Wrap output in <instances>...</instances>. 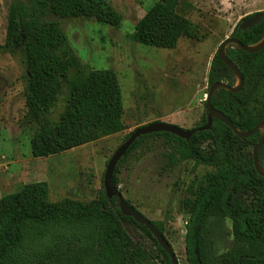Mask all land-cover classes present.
Instances as JSON below:
<instances>
[{
  "label": "trees",
  "instance_id": "1",
  "mask_svg": "<svg viewBox=\"0 0 264 264\" xmlns=\"http://www.w3.org/2000/svg\"><path fill=\"white\" fill-rule=\"evenodd\" d=\"M183 3L156 0L137 22L133 39L149 46L176 48L181 38L196 37L198 26L180 12ZM185 4L194 8L190 2ZM49 14L94 18L114 27L123 20L122 14L104 0H16L10 5L5 48L22 52L27 64V116L39 125L31 139L36 158L68 151L125 129L122 88L116 72L90 69L85 74L61 24L46 19ZM239 24L230 37L245 45L264 39V19L244 30ZM226 54L239 67L244 85L237 92L217 88L212 105L241 132H249L264 122V47L249 52L232 43ZM216 82L231 87L238 83L236 73L218 51L208 72L209 89ZM64 83L69 92L65 111L56 122L43 121L58 101ZM207 121L206 112L203 124L192 129ZM159 134L173 143V163L194 160L212 168L196 183L194 198L186 202L188 264H264V175L253 160V149L264 140V129L244 137L213 117L212 129L197 131L190 140L169 132L142 135L120 162L141 141ZM257 159L264 171V144ZM113 183L119 187L116 174ZM212 216L232 221L234 245L219 256L213 253L210 242L208 221ZM152 223L165 236L163 228ZM127 224L146 232L164 254L166 264H172L150 230L122 214L118 197L106 196L104 184L97 198L83 202L70 198L53 201L47 181L28 182L19 191L0 198V264H146L150 254L134 240Z\"/></svg>",
  "mask_w": 264,
  "mask_h": 264
},
{
  "label": "rangeland",
  "instance_id": "2",
  "mask_svg": "<svg viewBox=\"0 0 264 264\" xmlns=\"http://www.w3.org/2000/svg\"><path fill=\"white\" fill-rule=\"evenodd\" d=\"M15 1L0 0V172H4L0 174V182L4 183L0 196L17 192L28 182L47 181L53 201L70 198L89 202L97 198L109 160L125 136L137 127L153 122L184 129L202 125L214 54L246 16L264 11V0H183L180 12L198 26V33L196 37L181 38L176 48L149 46L133 39L137 22L156 0H104L122 14L118 27L94 18L49 14L46 19L61 24L85 74L90 69L116 72L122 88L125 129L68 151L36 158L32 155L31 139L39 125L27 116V64L22 52L5 48L9 8ZM68 99L64 83L58 101L45 113L43 121H58ZM173 151L168 136L152 135L119 161L115 174L123 196L163 228L179 264H188L186 202L194 198L196 183L212 168L194 160L173 163ZM5 173H9V179L5 180ZM127 228L149 252L146 264L167 263L146 232L133 224H127ZM208 228L215 255L232 248L230 218L212 216Z\"/></svg>",
  "mask_w": 264,
  "mask_h": 264
},
{
  "label": "water",
  "instance_id": "3",
  "mask_svg": "<svg viewBox=\"0 0 264 264\" xmlns=\"http://www.w3.org/2000/svg\"><path fill=\"white\" fill-rule=\"evenodd\" d=\"M264 19V11L258 12L255 14H251L247 17H245L239 24V29L244 30L251 28L255 25H257L259 22H261ZM237 44L242 49L254 52L264 47V39L255 45H245L243 44L239 39L230 37L228 40H226L218 50L219 57L236 73L238 77V83L235 87H231L228 84L224 82H216L214 83L207 94L206 98V109L208 114V121L206 125L195 128V129H184L182 127H179L175 124L171 123H165V122H153L149 123L140 127H137L134 129L129 137L120 145V147L115 151L114 155L109 160L105 173H104V190L106 193V196L108 198L118 197L119 199V207L123 215L133 217L134 220L142 225H145L150 232L153 234V236L157 239L159 244L162 246V248L169 254L171 263L172 264H179V260L175 254V251L173 247L170 245L169 241L166 239V237L155 227V225L152 223L151 220H149L145 215H143L140 211L129 205L119 190L118 187H116L113 183V176L116 171L117 164L121 160V158L128 152V150L131 148V146L134 144V142L142 135L151 134V133H157V132H169L172 133L180 138L190 140L191 136L201 130H210L212 129L213 124V117H216L226 124H228L234 131L244 137L250 136L254 134L257 130L262 129V126H264V122L260 123L258 126H256L254 129H252L249 132H241L231 121L230 118H228L226 115H224L222 112L216 110L212 105V96L215 92V90L219 87H224L225 89L231 91V92H237L241 90V88L244 85V77L241 73L239 67L235 62L230 60L226 54V48L229 44ZM264 144V140L260 141L257 145H255L253 149V160L256 165V168L259 170V172L264 175V171L260 168L258 159H257V152L261 148V146Z\"/></svg>",
  "mask_w": 264,
  "mask_h": 264
},
{
  "label": "crops",
  "instance_id": "4",
  "mask_svg": "<svg viewBox=\"0 0 264 264\" xmlns=\"http://www.w3.org/2000/svg\"><path fill=\"white\" fill-rule=\"evenodd\" d=\"M1 173H4L3 170H1L0 174H1ZM4 175H5V180H6V179H9V173H8V174L5 173ZM10 176H11V175H10ZM0 187H4V183H3V182H0ZM0 193H1V191H0ZM2 196H3V195H2ZM2 196H0V198H1Z\"/></svg>",
  "mask_w": 264,
  "mask_h": 264
}]
</instances>
